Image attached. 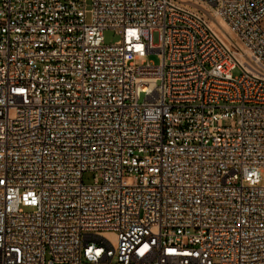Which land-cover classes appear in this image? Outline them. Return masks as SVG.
Here are the masks:
<instances>
[{"label":"built area","instance_id":"built-area-1","mask_svg":"<svg viewBox=\"0 0 264 264\" xmlns=\"http://www.w3.org/2000/svg\"><path fill=\"white\" fill-rule=\"evenodd\" d=\"M187 1L0 0V264H264V0Z\"/></svg>","mask_w":264,"mask_h":264},{"label":"rangeland","instance_id":"rangeland-1","mask_svg":"<svg viewBox=\"0 0 264 264\" xmlns=\"http://www.w3.org/2000/svg\"><path fill=\"white\" fill-rule=\"evenodd\" d=\"M184 1H187V0H184ZM187 2H189V1H187ZM194 6L197 8L196 5H194ZM200 10L203 12V9H200ZM211 25L219 31V33L222 35L223 39L226 41V43L228 45H230L231 48H233L235 50H238V48H240V44H235L232 42L233 37L231 35L225 33L224 31H221L218 27H216L215 23L211 22ZM261 26H262V29H264V22L261 24ZM103 37H104V43L105 44H114V43L116 44L120 41V36L117 35L114 32V30H112V29H106L103 32ZM153 39L156 42V40H157V34L156 33L153 34ZM145 59L149 60L150 62H152L153 64H156V65L159 64V61H160L159 55H157V54H150ZM140 62L141 61L138 60L136 63L139 64ZM234 74L237 75V74H240V72L237 71ZM262 177L264 178V173L262 174ZM83 181H84V183H91L93 181V175L91 173H85L83 175Z\"/></svg>","mask_w":264,"mask_h":264},{"label":"bare ground","instance_id":"bare-ground-1","mask_svg":"<svg viewBox=\"0 0 264 264\" xmlns=\"http://www.w3.org/2000/svg\"><path fill=\"white\" fill-rule=\"evenodd\" d=\"M211 24V23H210ZM234 45V44H233ZM235 53H238V51L235 50Z\"/></svg>","mask_w":264,"mask_h":264}]
</instances>
